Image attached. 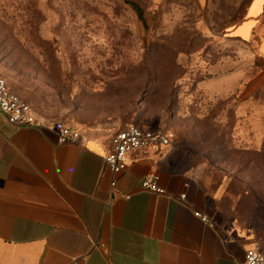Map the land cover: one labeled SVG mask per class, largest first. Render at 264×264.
<instances>
[{
	"label": "rangeland",
	"instance_id": "obj_1",
	"mask_svg": "<svg viewBox=\"0 0 264 264\" xmlns=\"http://www.w3.org/2000/svg\"><path fill=\"white\" fill-rule=\"evenodd\" d=\"M249 2L0 0V73L52 119L83 131L164 130L170 146L213 162L226 159L233 172L240 160L230 147L240 142L234 124H251V143H257L254 128L264 124V91L246 121L237 109L243 83L264 69L255 45L231 37ZM230 86L233 107L210 99ZM261 149L250 153L245 182H227L223 213L264 252ZM218 176L207 181L215 186Z\"/></svg>",
	"mask_w": 264,
	"mask_h": 264
},
{
	"label": "crops",
	"instance_id": "obj_2",
	"mask_svg": "<svg viewBox=\"0 0 264 264\" xmlns=\"http://www.w3.org/2000/svg\"><path fill=\"white\" fill-rule=\"evenodd\" d=\"M231 37L255 45L264 58V0H250ZM261 88L264 69L237 93L241 121L259 104L254 94ZM234 96L233 86L209 94L231 107ZM26 99L38 125L13 124L0 110V264H244L255 239L224 214L232 172L173 143L147 156L129 153L126 170L114 174L105 157L117 131L74 127L87 141L61 143L53 125L62 120ZM250 126L234 124L237 147L261 145L264 124L254 128L257 143ZM152 171L166 194L142 188ZM216 173L221 181L213 186L207 180ZM198 210L211 222L195 216Z\"/></svg>",
	"mask_w": 264,
	"mask_h": 264
},
{
	"label": "built area",
	"instance_id": "obj_3",
	"mask_svg": "<svg viewBox=\"0 0 264 264\" xmlns=\"http://www.w3.org/2000/svg\"><path fill=\"white\" fill-rule=\"evenodd\" d=\"M0 110L6 114L9 122L16 125L34 126L38 120L33 106L23 99L17 92L9 87L7 79L0 74ZM61 143L84 144L87 141L81 131L71 125L57 121L53 125ZM171 144L170 135L162 130L142 128L138 125H129L118 130L111 139V149L105 160L109 169L120 173L127 168V156L133 151L140 152L143 156L149 155L153 150H163ZM116 182L113 181L112 185ZM141 186L144 190L157 194H166L165 188L159 184V175L152 171L142 179ZM186 194L181 195L185 199ZM195 216L210 223L211 218L201 211H195ZM244 264H264V252L258 243H254L245 251Z\"/></svg>",
	"mask_w": 264,
	"mask_h": 264
},
{
	"label": "trees",
	"instance_id": "obj_4",
	"mask_svg": "<svg viewBox=\"0 0 264 264\" xmlns=\"http://www.w3.org/2000/svg\"><path fill=\"white\" fill-rule=\"evenodd\" d=\"M1 74V73H0ZM2 75V74H1ZM3 76V75H2ZM9 84V83H8ZM9 87H10V85H9ZM11 88V87H10ZM12 89V88H11ZM13 90V89H12ZM264 91V88H261L260 90H258L257 92H255V94H254V98L255 99H261V93ZM162 131H164V130H162ZM166 132V131H165ZM226 145V144H225ZM264 146V139H263V141H262V143H261V145L260 146H258V147H249V148H241V147H237L236 145H231L230 147H234L235 148V152H236V154H237V156L239 157V163H236V164H238V168L235 170V171H233L232 173H233V175H234V177L232 178V179H237V178H240L241 179V183L242 182H245L244 181V177L242 178L241 176L242 175H244V169L246 168H248L249 167V165H250V153H251V151H253V152H256V153H258V154H260L261 153V151H262V147ZM228 147V145H226V148ZM214 163V165H215V167L217 168V170L218 171H225V172H230L229 170H230V165H233L232 164V162H230V161H228V160H226V159H223V160H220V162L219 161H215V162H213ZM221 165H224V168L223 167H221ZM245 172H247V171H245ZM238 176V177H237ZM256 194V193H255ZM260 200V199H259Z\"/></svg>",
	"mask_w": 264,
	"mask_h": 264
}]
</instances>
